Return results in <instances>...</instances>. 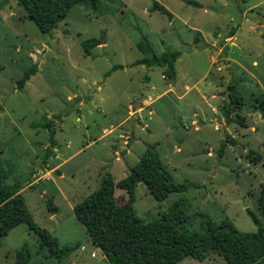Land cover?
I'll list each match as a JSON object with an SVG mask.
<instances>
[{
	"label": "rangeland",
	"instance_id": "obj_1",
	"mask_svg": "<svg viewBox=\"0 0 264 264\" xmlns=\"http://www.w3.org/2000/svg\"><path fill=\"white\" fill-rule=\"evenodd\" d=\"M154 1L104 0L99 11L75 4L46 34L18 0H0V167L8 184L23 186L35 221L61 246L77 245L61 260L20 223L0 238V264H14L25 244L30 264H110L74 205L97 189L106 172L115 182L124 178L153 143L182 189L159 200L139 182L134 206L142 219L159 217L182 199L194 230L202 229V213L216 222L228 218L247 232L258 229L249 211L264 223L258 208L264 115L256 107L264 99V2L157 0L173 13L170 18L151 10ZM238 26V38L226 41ZM102 35L105 43L87 54L82 41ZM144 38L157 54L181 52L175 79L164 75L163 66L133 65L145 57L137 46ZM33 64L37 71L20 89L18 81ZM223 65L243 102L230 108L229 123L222 112L231 102ZM131 104L143 121L129 116ZM48 120L55 124L57 150L46 158L51 132L42 124ZM227 137L233 141L222 152ZM250 150L261 158L252 161ZM115 195L119 204L125 201L123 189L116 187ZM177 264L227 263L209 251L203 262L186 257Z\"/></svg>",
	"mask_w": 264,
	"mask_h": 264
},
{
	"label": "trees",
	"instance_id": "obj_2",
	"mask_svg": "<svg viewBox=\"0 0 264 264\" xmlns=\"http://www.w3.org/2000/svg\"><path fill=\"white\" fill-rule=\"evenodd\" d=\"M186 1L202 6L196 0ZM18 2L39 30L48 34L66 18L73 5L82 4L99 11L104 0H18ZM151 10H160L172 17V12L157 0L154 1ZM103 38V35L87 38L81 45L85 52L90 54L93 47L105 43ZM195 39L198 41L199 36ZM137 46L145 57L136 60L133 65L163 66L164 75L169 79H175L176 61L181 55L179 50L157 54L147 38L138 41ZM118 67L121 66L115 65L113 68ZM36 71V64L26 69L18 81V87L22 89ZM229 90L231 102L226 100L222 108L228 123L234 120L230 108H241L243 104L242 96L237 95L234 82H230ZM256 107L264 115L263 98ZM57 117L61 116L57 114ZM42 125L51 132V147H47L45 153L47 158L54 152L53 147L56 145L53 138L55 124L48 120ZM227 138L221 144L222 152L227 143L233 141V137ZM248 157L256 162L261 158V154L250 150ZM139 182H143L159 200L171 192L182 189V185L174 181L156 144L153 143L147 145L140 160L131 167L124 178L115 182L111 173L106 172L97 189L74 205L78 219L85 225L92 241L106 255L110 264H177L186 257L203 261L209 251L221 255L227 264H264V223L255 213L249 211L253 221L258 225V229L253 232L240 230L228 218L216 222L206 213L200 214L202 229L194 230L187 225L188 218L182 207L183 201L178 199L159 217L146 221L137 214L134 206L135 190ZM116 187L125 191V201L122 204L117 202ZM22 188L20 183L8 184L0 167V238L14 226L26 223L37 234L40 248L48 249L49 255L56 254L61 260L68 257L77 245L61 246L55 236L35 221L21 193ZM48 208L53 212L57 210L51 199L48 200ZM258 208L264 216V186L258 197ZM30 256V250L25 244L17 251L14 264H30Z\"/></svg>",
	"mask_w": 264,
	"mask_h": 264
},
{
	"label": "crops",
	"instance_id": "obj_3",
	"mask_svg": "<svg viewBox=\"0 0 264 264\" xmlns=\"http://www.w3.org/2000/svg\"><path fill=\"white\" fill-rule=\"evenodd\" d=\"M262 2H264V0L263 1H261V3ZM253 7H249V8H247L246 9V11H248L249 9H252ZM172 16H173V13H172ZM263 29H264V25H263ZM232 30H234L233 31V33L231 32ZM238 30H239V26L237 27V28H235V29H231L230 30V32H229V34H227L226 36H225V40L227 39V38H231V39H233V38H238V34H239V32H238ZM204 37V36H203ZM226 41H229V40H226ZM219 43L220 44H222L223 42H222V40H220L219 41ZM227 42H225V44H226ZM145 101V102H144ZM146 101H148L147 99H145V100H143L142 101V106H140V107H138L139 109L140 108H143L141 111H143L144 110V108L146 107ZM130 107L128 108V111H129V116L130 115H135V116H138V117H140V118H142L141 116H139L138 114L140 113V112H138L137 110L138 109H133L132 107V104L131 105H129ZM132 108V109H131ZM137 112V113H136ZM150 113H151V110H150ZM141 121H143V118L141 119ZM57 150V147H56V145L53 147V151H56ZM55 157H56V159H60V155L59 154H57L56 152H55ZM64 161H66V159L65 160H63V161H61L60 163H59V166L60 165H62L63 164V162ZM94 256V255H93ZM204 261V260H203ZM203 261H200V262H203ZM77 264H81V262H77Z\"/></svg>",
	"mask_w": 264,
	"mask_h": 264
},
{
	"label": "water",
	"instance_id": "obj_4",
	"mask_svg": "<svg viewBox=\"0 0 264 264\" xmlns=\"http://www.w3.org/2000/svg\"><path fill=\"white\" fill-rule=\"evenodd\" d=\"M222 71H223L224 74L226 75V83H227V86H228L227 95H228V97H229V85H230V80H231V78H232V75H231L229 69H228L225 65H223V67H222ZM229 100H230V97H229Z\"/></svg>",
	"mask_w": 264,
	"mask_h": 264
},
{
	"label": "built area",
	"instance_id": "obj_5",
	"mask_svg": "<svg viewBox=\"0 0 264 264\" xmlns=\"http://www.w3.org/2000/svg\"><path fill=\"white\" fill-rule=\"evenodd\" d=\"M92 255H95V253H93Z\"/></svg>",
	"mask_w": 264,
	"mask_h": 264
}]
</instances>
